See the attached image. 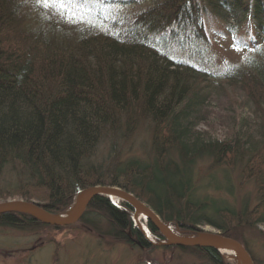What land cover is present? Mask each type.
<instances>
[{
	"label": "trees",
	"instance_id": "16d2710c",
	"mask_svg": "<svg viewBox=\"0 0 264 264\" xmlns=\"http://www.w3.org/2000/svg\"><path fill=\"white\" fill-rule=\"evenodd\" d=\"M64 11L55 2L0 0V202L19 198L60 216L88 188L117 187L177 236L199 237L210 226L262 264L243 231L264 226V0H151L129 19L80 13L65 22ZM206 14L250 27L246 39L226 31L239 62L211 54ZM222 85L249 97L259 113L258 135L249 128L241 137L239 129L230 140H215L198 130L209 91ZM141 122L152 131L149 157L120 162L117 141ZM103 139L110 144L106 167L93 162ZM205 159L238 170L239 187L253 183L254 204L245 200L236 208L201 194L195 167ZM91 214L104 221V231ZM134 214L124 201L95 196L78 223L113 241L151 248ZM0 228L63 227L10 212L0 214ZM146 229L165 242L150 224ZM179 249L207 264H235L215 249Z\"/></svg>",
	"mask_w": 264,
	"mask_h": 264
},
{
	"label": "rangeland",
	"instance_id": "374dc122",
	"mask_svg": "<svg viewBox=\"0 0 264 264\" xmlns=\"http://www.w3.org/2000/svg\"><path fill=\"white\" fill-rule=\"evenodd\" d=\"M25 1V0H19ZM45 4L55 2L65 11L61 19L71 20L81 14L102 17H116L129 19L151 0H43ZM204 21L211 38L215 41L211 54L228 63L239 62L240 53L231 51L233 33L238 39H246L252 34L250 27L245 23H236L229 20L221 23L219 20L206 14ZM239 21V20H238ZM231 33L227 36L226 31ZM180 34V39L185 38ZM209 99L203 108L202 123L198 130L204 133L206 139L230 140L238 134L245 136L249 128H253L254 135H258L260 124L259 113L256 114L254 106L249 102L248 96L239 88L228 85L213 86L209 91ZM251 101V100H250ZM258 118V119H257ZM245 122L248 127H241ZM250 126V127H249ZM255 127V128H254ZM151 128L146 122H141L135 132L127 140H118L119 161L129 157L146 158L151 152ZM239 135V134H238ZM109 140L103 139L97 147L93 162L96 165H108ZM195 182L200 193L215 200L226 201L236 208L240 203L247 200L252 206L256 200V188L253 183L239 187L238 170L232 171L224 166L213 167L211 162L198 161L195 167ZM1 186L5 184L0 182ZM23 201L19 198L7 199L6 201ZM2 203V201L0 202ZM114 203H118L114 202ZM76 204L68 212L70 214ZM66 214V215H68ZM92 220L98 222L99 228L105 230V223L101 219L90 215ZM146 219L143 226H146ZM145 229V228H144ZM140 230V229H139ZM203 235L220 234L210 226L201 227ZM151 248L140 249L135 245H125L113 241L107 236H101L86 225L79 224L63 227L60 230L48 228H36L31 230H15L0 228V264H207L199 254L183 252L180 247H167L151 237L145 230L143 233ZM263 235V236H262ZM243 236L252 254L264 264V226L246 228ZM160 243V244H159ZM220 253V252H219ZM221 254V253H220ZM227 262L238 264L237 255L225 257Z\"/></svg>",
	"mask_w": 264,
	"mask_h": 264
},
{
	"label": "water",
	"instance_id": "95a60500",
	"mask_svg": "<svg viewBox=\"0 0 264 264\" xmlns=\"http://www.w3.org/2000/svg\"><path fill=\"white\" fill-rule=\"evenodd\" d=\"M95 196H106L110 200L114 197L126 202L134 210V213H141L145 217L147 223L160 233L165 240L162 244L165 247L210 248L218 252L222 248H230L237 255L239 260L238 264H254L251 257L240 243L224 238L220 234L201 235L194 238L177 236L161 222L157 214L147 205L130 193L117 187L95 186L88 188L81 194L75 208L68 215L54 216L47 213L38 204L25 201H7L0 203V214L20 212L31 215L53 227H68L76 224L81 219L90 201Z\"/></svg>",
	"mask_w": 264,
	"mask_h": 264
},
{
	"label": "bare ground",
	"instance_id": "6f19581e",
	"mask_svg": "<svg viewBox=\"0 0 264 264\" xmlns=\"http://www.w3.org/2000/svg\"><path fill=\"white\" fill-rule=\"evenodd\" d=\"M111 200L113 202H119L120 200L117 199V198H114L112 197ZM145 220V217L139 213V212H136L135 213V216H134V221H135V224L137 225V227L143 232V233H146L145 230L146 229V226H143V221ZM145 228V229H144ZM223 256L225 257H232V256H235L236 254L230 249V248H222L220 249L219 251ZM239 262V260H238Z\"/></svg>",
	"mask_w": 264,
	"mask_h": 264
},
{
	"label": "snow or ice",
	"instance_id": "6c2138e0",
	"mask_svg": "<svg viewBox=\"0 0 264 264\" xmlns=\"http://www.w3.org/2000/svg\"><path fill=\"white\" fill-rule=\"evenodd\" d=\"M45 2H47V0H45Z\"/></svg>",
	"mask_w": 264,
	"mask_h": 264
}]
</instances>
